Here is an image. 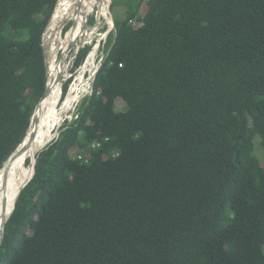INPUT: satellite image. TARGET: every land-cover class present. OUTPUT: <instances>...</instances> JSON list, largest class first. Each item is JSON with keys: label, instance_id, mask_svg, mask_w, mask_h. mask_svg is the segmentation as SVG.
Returning <instances> with one entry per match:
<instances>
[{"label": "trees", "instance_id": "trees-1", "mask_svg": "<svg viewBox=\"0 0 264 264\" xmlns=\"http://www.w3.org/2000/svg\"><path fill=\"white\" fill-rule=\"evenodd\" d=\"M58 1L0 0V171L45 91ZM116 6L91 94L16 174L36 161L0 264H264V0Z\"/></svg>", "mask_w": 264, "mask_h": 264}, {"label": "bare ground", "instance_id": "bare-ground-1", "mask_svg": "<svg viewBox=\"0 0 264 264\" xmlns=\"http://www.w3.org/2000/svg\"><path fill=\"white\" fill-rule=\"evenodd\" d=\"M89 6H92L93 14L95 13L97 7H100L101 16L108 22L109 25H111V20L108 16L109 13L104 0L102 2L99 0H60L59 6L54 13V19L51 21L48 30V33H51L52 37L47 42L49 47L45 56L49 96L39 111L41 129L40 135L37 138L35 144L40 139L48 135L62 120L65 119L67 112L69 113V111L72 109V105L80 98L81 90H79L78 86L74 84L70 88V91H68L69 93H67L66 99L63 102L61 101V78L65 75L67 72L66 70L68 69L66 61L65 63H62L61 60L66 55V50L71 42L73 31H75L76 35L80 34V41L77 43V45L79 46L80 43H84L85 35L87 36V31L86 28H82L81 25L82 18L84 16L83 13ZM67 26H71L70 29L67 30L70 34L66 38L67 47L63 52L65 46L62 45V32ZM73 27L74 29L72 30ZM96 51L97 46L90 53V57L86 60L85 65L83 66L84 73L90 71L92 75L94 74ZM33 130L34 128H31L30 133H32ZM28 140L29 136L26 139V144ZM51 140L47 142L46 145H48ZM46 145L43 146L42 150L46 147ZM27 154L28 152L12 160L9 163L7 169H4L2 172H0V237L3 222L5 219L9 218L11 212L14 210V206L18 198L20 182L16 177V173L20 170V166L22 165L23 161H26L29 157ZM26 156L27 158L25 159ZM35 163L36 161L32 165V174L25 181V183L32 177ZM21 170L23 171V167Z\"/></svg>", "mask_w": 264, "mask_h": 264}, {"label": "rangeland", "instance_id": "rangeland-1", "mask_svg": "<svg viewBox=\"0 0 264 264\" xmlns=\"http://www.w3.org/2000/svg\"><path fill=\"white\" fill-rule=\"evenodd\" d=\"M59 1L57 3V7L59 6ZM99 1L102 2L103 0H99ZM104 3L106 5L108 13H109L108 16H109V18L111 20V25H109L108 22L101 16L100 7H97L95 13L93 14L92 6H89L86 9V11L83 13L84 16L82 18V25H81V27L82 28L85 27L86 31H87V36L85 35V41H84V43H80L79 46L77 45L78 47L74 50V53L70 54L65 60L66 63H67L68 69L66 70L67 72L65 73V75L62 77V80H61V94H62L63 84L69 79H72V80H71V83H70L68 91H70V88L74 84L77 85L79 90H81V91H80L79 100L72 105V109L69 111V113L67 112V114L65 115V119L62 122V124L59 126V128L64 124V122L66 120L72 121V120L76 119L77 109L79 108V106L82 103V101L87 96H89L91 94V92H92V82L94 80V74H96L98 68H100V66H101V62L106 57V54H105V51H104V48H105L104 44L107 41L109 33L112 30H114V18L115 17L117 18V15L122 16V17H127V10L128 9L126 7L116 6L117 7L116 8V12H111L110 11V6H111V3H112V0H104ZM145 5L146 4L144 3L142 5V7L140 8L138 16L142 17L145 14V11H144L145 10ZM57 7H56V9H57ZM53 19H54V17L52 18V20ZM92 19L94 20L93 24L89 23V21L92 20ZM140 23L141 22L137 19V17H136V19H134L132 21V24L135 27L140 26L141 25ZM50 24H51V22H50ZM48 30H49V27H48L45 35H44V50H45V53H47L48 47H49L47 42L52 37L51 33H48ZM69 34L70 33L68 31L64 32V30H63V32H62V40H63L62 45L65 46L64 49H63V52L65 51V48L67 47V45H66L67 39L66 38L69 36ZM87 45L91 46L90 53L97 46L95 66H94V70H95L94 74L92 75L90 73V71H87L85 73L83 72V66L85 65L86 60L90 57V53H89L88 57L86 58L84 64L81 67H79L78 69H76L74 72H72V69L74 68L75 58H76V55H77V51L76 50L84 48ZM65 61H64V63H65ZM77 80H79V81H77ZM66 97H67V95H66ZM66 97H65V99H66ZM126 106H127L126 103L122 99H118L116 101V108L119 111H124L126 109ZM59 128H58V130H59ZM57 136H58V132H57ZM256 155L259 158H262V155H263L259 139L256 142Z\"/></svg>", "mask_w": 264, "mask_h": 264}, {"label": "water", "instance_id": "water-1", "mask_svg": "<svg viewBox=\"0 0 264 264\" xmlns=\"http://www.w3.org/2000/svg\"><path fill=\"white\" fill-rule=\"evenodd\" d=\"M79 26V25H78ZM74 29V27L72 28V30ZM80 35V34H79ZM79 35H76L75 34V31L72 32V39H71V42L66 50V55L64 58H62V63L66 60V58L71 54V52L73 50H75L77 48V43L80 41L79 39ZM78 50L77 49V53H78ZM62 80V78H61ZM46 81L48 83V80L46 78ZM60 81V80H59ZM46 83V87H45V91L40 99V101L38 102L34 112H33V116L31 118V124H30V127L28 129V132L26 134V137L24 138V140L22 141V143L19 145V147L16 149V151L11 155V157L8 159V161L6 162V164L4 165L3 169L0 171L2 172L4 169H7L9 163L16 159L17 157L19 156H22L23 154H25L26 152H31L32 151V146H34L37 138L39 137L40 135V118H39V111L40 109L42 108V105L43 103L45 102V100L48 98L49 96V87H48V84ZM31 128H34L33 132L30 133V130ZM30 133V134H29ZM29 136V140L27 142V144L25 143L26 142V139L28 138ZM42 151V150H41ZM36 164V163H35ZM34 174H35V166H34ZM33 174V176H34ZM33 176L20 188L19 190V193H18V198L20 196V194L22 193L23 189L29 184V182L32 180ZM17 198V200H18ZM17 200H16V203H17ZM16 203H15V206H16ZM15 206H14V210H15ZM14 210L11 212L9 218L11 217L12 213L14 212ZM9 218L5 219V221L3 222V226H2V231H1V237H0V247L2 246L3 242H4V235H5V226H6V223L7 221L9 220Z\"/></svg>", "mask_w": 264, "mask_h": 264}, {"label": "clouds", "instance_id": "clouds-1", "mask_svg": "<svg viewBox=\"0 0 264 264\" xmlns=\"http://www.w3.org/2000/svg\"><path fill=\"white\" fill-rule=\"evenodd\" d=\"M55 11H56V10H55ZM53 16H54V15H53ZM52 18H53V17H52ZM51 21H52V19H51ZM43 48H44V40H43ZM79 50H80V49H79ZM44 51H45V50H44ZM73 51H74V50H73ZM78 52H79V51H78ZM45 55H46V53H45ZM87 57H88V56H87ZM83 64H84V63H83ZM98 70H99V68H98ZM98 70H97V71H98ZM96 73H97V72H96ZM95 75H96V74H94V77H95ZM61 97H62V96H61ZM57 137H58V136H57ZM75 157H76V156H75Z\"/></svg>", "mask_w": 264, "mask_h": 264}, {"label": "built area", "instance_id": "built-area-1", "mask_svg": "<svg viewBox=\"0 0 264 264\" xmlns=\"http://www.w3.org/2000/svg\"><path fill=\"white\" fill-rule=\"evenodd\" d=\"M80 159L82 158V157H79Z\"/></svg>", "mask_w": 264, "mask_h": 264}]
</instances>
